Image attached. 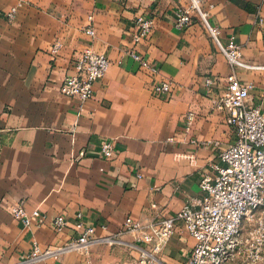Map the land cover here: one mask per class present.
Masks as SVG:
<instances>
[{"label": "crops", "instance_id": "crops-1", "mask_svg": "<svg viewBox=\"0 0 264 264\" xmlns=\"http://www.w3.org/2000/svg\"><path fill=\"white\" fill-rule=\"evenodd\" d=\"M16 2L0 0V264H136L139 244L122 232L125 217L157 220L201 196L200 177L233 140L228 112L212 102L232 68L201 23L174 26L176 0H23L8 20L4 12ZM209 2L222 39L234 34L245 60L264 64V0ZM139 11L151 12L155 26L133 43ZM58 40L62 47L52 56ZM85 47L106 53L111 63L93 97L81 102L62 94L60 83ZM130 49L158 73L140 68ZM236 72L255 84L250 102L259 103L264 69ZM211 75L214 87L204 82ZM162 80L171 82L168 95L153 90ZM188 110L196 116L189 128ZM103 138L115 141L114 157L97 155ZM20 198L48 214L41 226L26 227L11 215L9 206ZM77 212L96 236L115 239L95 241L87 252L59 250L79 231ZM60 213L67 226L55 230ZM176 225L159 264H184L194 244L183 223ZM33 240L56 251L22 262Z\"/></svg>", "mask_w": 264, "mask_h": 264}, {"label": "built area", "instance_id": "built-area-1", "mask_svg": "<svg viewBox=\"0 0 264 264\" xmlns=\"http://www.w3.org/2000/svg\"><path fill=\"white\" fill-rule=\"evenodd\" d=\"M150 1L154 3L157 0ZM22 3L23 0H17L5 10L8 20L16 18ZM213 6L205 0H176L174 26L184 29L195 22L201 23L228 60L232 69L226 76L227 84L220 94L212 97V102L215 109L228 112L227 122L234 137L210 162V171L200 177L201 196L190 198L179 210L157 220H142L131 215L125 217L122 232H132L139 244L136 264L160 263V254L175 232L177 221L183 223L194 239L184 264H264V90L259 95V103L250 102L255 84L240 79L236 72L239 67L264 69V64L245 60L242 46L234 34L222 39V28L211 20L210 9ZM134 21L136 29L131 39L138 43L152 32L155 16L151 12L139 11ZM86 32L91 36L95 34L91 26ZM61 47L62 42L55 41L51 46L52 56H56ZM128 54L140 68L150 74L158 73V66L137 50L130 49ZM110 63L106 53L83 48L73 57L61 80V93L81 102L92 98L95 84L104 77ZM204 82L214 87L216 77L208 76ZM153 90L156 94L168 95L171 82H154ZM195 117L193 110L186 112L187 128ZM214 144L218 145V142L214 141ZM116 151L115 141L103 138L96 153L112 158ZM9 212L26 227L41 226L48 216L37 207L28 209L25 198L15 200L9 206ZM67 222L64 214H57L53 218V227L61 230ZM75 225L78 233L59 250L78 248L87 252L95 241L115 239L114 234L96 236V227L85 224L81 212L76 213ZM100 226L105 228V224ZM55 251L51 247H41L37 240H33L32 249L22 262L37 261Z\"/></svg>", "mask_w": 264, "mask_h": 264}]
</instances>
